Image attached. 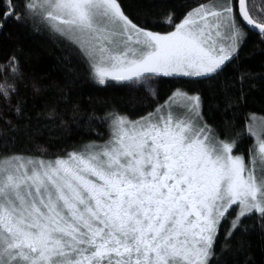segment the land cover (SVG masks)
<instances>
[{
	"label": "snow or ice",
	"instance_id": "snow-or-ice-1",
	"mask_svg": "<svg viewBox=\"0 0 264 264\" xmlns=\"http://www.w3.org/2000/svg\"><path fill=\"white\" fill-rule=\"evenodd\" d=\"M9 22L81 70L46 83L19 46L0 61V264H251L264 116L233 117L264 96V0H0V33ZM252 35L259 72L241 56ZM81 78L125 95L85 105L65 90ZM45 132L55 151L15 150Z\"/></svg>",
	"mask_w": 264,
	"mask_h": 264
},
{
	"label": "trees",
	"instance_id": "trees-1",
	"mask_svg": "<svg viewBox=\"0 0 264 264\" xmlns=\"http://www.w3.org/2000/svg\"><path fill=\"white\" fill-rule=\"evenodd\" d=\"M177 2L186 7H195L196 4L204 2V0H161V3L169 6ZM256 2L259 3V0H256ZM4 33H9V35L0 33V61H3L14 48L19 46L22 49L20 52L21 63L24 71L30 76L38 77L47 83L63 81L65 77L73 75L74 73H71L70 69H76L75 74H79L81 64L77 56L73 54L69 57L63 45L49 37L46 32L32 31L23 25L9 22L4 29ZM258 42L259 37L252 35L241 53V56L248 60L249 65L256 72L261 70L259 67L261 58L258 50L256 52L252 50ZM65 90L69 91L74 99L85 105L89 104L90 101H95L97 98H119L125 95L123 91L117 89L101 90L83 80V78L74 84L68 85ZM50 91L54 92L55 89ZM249 112L264 115V96L258 90L249 97L247 105L233 117L237 130L244 126L245 117ZM100 114H102V109ZM101 131H104V129L101 128ZM68 136L70 138L66 142L70 145L81 142V134L78 133L77 129H73ZM84 138L93 137L84 136ZM61 140L62 137L49 136L45 132L43 135H38L34 142L17 140L15 150L37 152V145H44L49 150L55 151L56 147L61 146ZM252 143L253 137L245 136L240 142L241 149L246 153L248 145ZM247 239L251 244V264H264V239H261L257 232H251Z\"/></svg>",
	"mask_w": 264,
	"mask_h": 264
},
{
	"label": "rangeland",
	"instance_id": "rangeland-1",
	"mask_svg": "<svg viewBox=\"0 0 264 264\" xmlns=\"http://www.w3.org/2000/svg\"><path fill=\"white\" fill-rule=\"evenodd\" d=\"M261 116H264V115H259V114L257 115L258 118L261 117ZM253 140H254V138H253Z\"/></svg>",
	"mask_w": 264,
	"mask_h": 264
}]
</instances>
